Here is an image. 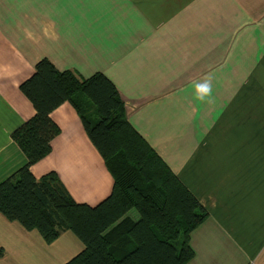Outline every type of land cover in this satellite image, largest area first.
Returning <instances> with one entry per match:
<instances>
[{
	"label": "crops",
	"instance_id": "1",
	"mask_svg": "<svg viewBox=\"0 0 264 264\" xmlns=\"http://www.w3.org/2000/svg\"><path fill=\"white\" fill-rule=\"evenodd\" d=\"M43 58L109 77L130 124L209 211L187 264H264V0H0V182L27 162L11 134L36 112L20 86ZM51 117L61 132L31 171L97 205L112 173L71 102ZM0 246V264H65L85 248L2 213Z\"/></svg>",
	"mask_w": 264,
	"mask_h": 264
},
{
	"label": "trees",
	"instance_id": "2",
	"mask_svg": "<svg viewBox=\"0 0 264 264\" xmlns=\"http://www.w3.org/2000/svg\"><path fill=\"white\" fill-rule=\"evenodd\" d=\"M20 87L36 112L11 134L27 162L0 182V213L47 243L73 231L85 248L65 264H187L195 254L191 233L209 211L130 124L111 79L60 71L43 58ZM67 101L114 178L111 194L95 206L77 202L55 171L39 178L31 171L52 151L61 128L51 113Z\"/></svg>",
	"mask_w": 264,
	"mask_h": 264
}]
</instances>
